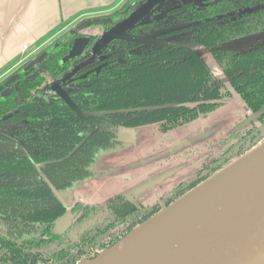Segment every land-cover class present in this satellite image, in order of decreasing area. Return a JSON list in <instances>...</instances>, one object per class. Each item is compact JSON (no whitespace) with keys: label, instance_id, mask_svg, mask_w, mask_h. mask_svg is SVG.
<instances>
[{"label":"trees","instance_id":"16d2710c","mask_svg":"<svg viewBox=\"0 0 264 264\" xmlns=\"http://www.w3.org/2000/svg\"><path fill=\"white\" fill-rule=\"evenodd\" d=\"M146 0H127L98 23L106 31ZM142 23L115 39L94 63L53 83L91 54L99 32L76 27L0 82V264H77L94 258L135 227L262 142L256 125L161 198L144 204L118 194L106 204L59 194L94 174L99 154L121 143L119 129L158 124L168 132L225 105L233 90L264 125V42L246 50L225 47L264 32V0H167ZM100 16V17H104ZM180 26L161 32L171 24ZM190 31L222 67L228 85L190 45H144L142 37ZM82 47V53H72ZM45 53L41 61L37 58ZM68 230L56 224L68 212ZM95 224L75 233L97 217Z\"/></svg>","mask_w":264,"mask_h":264},{"label":"water","instance_id":"95a60500","mask_svg":"<svg viewBox=\"0 0 264 264\" xmlns=\"http://www.w3.org/2000/svg\"><path fill=\"white\" fill-rule=\"evenodd\" d=\"M165 1L146 0L115 23L94 42L93 57L142 23ZM112 20L109 16L88 18L78 29ZM82 49L74 48L72 53H81ZM79 69L77 65L54 87ZM6 145L0 142V147ZM72 222L69 211L58 221L56 230H68ZM77 264H264V142L94 258H82Z\"/></svg>","mask_w":264,"mask_h":264},{"label":"rangeland","instance_id":"374dc122","mask_svg":"<svg viewBox=\"0 0 264 264\" xmlns=\"http://www.w3.org/2000/svg\"><path fill=\"white\" fill-rule=\"evenodd\" d=\"M97 17L99 16L88 18ZM148 17L154 18L152 14ZM79 24H76L73 29ZM179 26V23H174L160 31L173 30ZM73 29L70 28L68 31ZM82 30L97 33L100 31V26L92 24ZM142 40L145 46L151 44L192 46L230 85L211 51L204 45L192 43L190 31L169 33L164 37H158L157 33L153 32L149 36L142 37ZM263 42L264 32L235 40L226 44L225 47L246 50ZM258 116L259 113L247 109L241 97L233 90V96L225 105L168 132H162L156 123L132 129L120 127L121 143L114 148L115 152L106 153L98 162L103 163L107 168L114 166L115 172L127 171L129 178L116 177L115 179L112 174L114 170L110 168L106 169L109 171H105V174L98 173L91 178V181H81L69 189L59 191V194L66 200L69 207L80 197L106 204L111 197L124 193L126 190H130L128 196L131 195L144 204H152L181 181L197 175L205 162L219 156L226 147L232 145L236 140L234 133L246 132L255 125L264 131V125L259 121ZM134 186L139 187L134 188ZM101 218L100 216L82 224L73 232V235L95 224Z\"/></svg>","mask_w":264,"mask_h":264},{"label":"crops","instance_id":"0c3cea01","mask_svg":"<svg viewBox=\"0 0 264 264\" xmlns=\"http://www.w3.org/2000/svg\"><path fill=\"white\" fill-rule=\"evenodd\" d=\"M127 0H0V82L53 42L63 32L89 16H104L120 8ZM74 30V29H73ZM61 37V36H60ZM128 127H122V129ZM121 129V131H122ZM102 151L92 166L94 174L84 181H91L96 174H105L106 167L98 161L106 153ZM128 179L127 171L112 173ZM80 187L82 184H78ZM139 186H134L138 188ZM126 190L124 195H129ZM120 192V191H119ZM77 201L97 203L93 199L78 198Z\"/></svg>","mask_w":264,"mask_h":264},{"label":"flooded vegetation","instance_id":"af4514ba","mask_svg":"<svg viewBox=\"0 0 264 264\" xmlns=\"http://www.w3.org/2000/svg\"><path fill=\"white\" fill-rule=\"evenodd\" d=\"M112 21H113V20H112ZM109 23H111V22H109ZM107 24H108V23H107ZM105 25H106V24H105ZM106 31H107V30H106ZM104 32H105V31H103V30H100V31H99V33H100L101 35H102ZM100 37H101V36H100ZM100 37H99V38H100ZM104 49H105V48H104ZM104 49H103V50H104ZM103 50H102V51H103ZM102 51H101L98 55H96L95 57H93L92 49H91V54L86 55V57H85L84 59H82V61H80L79 64H77V65H80V69H79L78 71H80L81 68H82L83 66L94 63V61L96 60V58H97L99 55H101ZM81 53H82V51H81ZM39 57H40V56H39ZM39 57H38V58H39ZM35 58H36V57H35ZM38 58H37V60H38ZM77 65H76V66H77ZM76 66H75V67H76ZM75 67H74V68H75ZM78 71H77V72H78ZM77 72H76V73H77ZM76 73H75V74H76ZM75 74H74V75H75ZM74 75H73V76H74ZM73 76H72V77H73ZM72 77H71V78H72ZM71 78H70V79H71ZM59 81H60V80H59ZM57 82H58V81H57ZM64 82H65V81H64ZM55 83H56V82H55ZM55 83H53V88H54V89H58V92L63 93V92H61V91L64 90V89H62V88L60 87L62 83H61L58 87H57V86L54 87ZM7 134H8V133H7V129H6V128H0V138H3L2 136H8ZM0 142H2V143H6L7 145L9 144V143L6 142V141H0ZM7 145H6V146H7ZM4 147H5V146H4Z\"/></svg>","mask_w":264,"mask_h":264}]
</instances>
